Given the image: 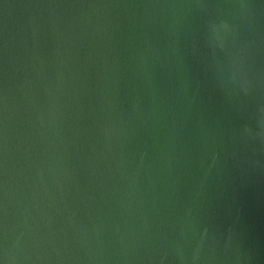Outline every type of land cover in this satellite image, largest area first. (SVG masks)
I'll list each match as a JSON object with an SVG mask.
<instances>
[{
    "label": "water",
    "instance_id": "1",
    "mask_svg": "<svg viewBox=\"0 0 264 264\" xmlns=\"http://www.w3.org/2000/svg\"><path fill=\"white\" fill-rule=\"evenodd\" d=\"M262 133L264 0H0V264H264Z\"/></svg>",
    "mask_w": 264,
    "mask_h": 264
},
{
    "label": "clouds",
    "instance_id": "2",
    "mask_svg": "<svg viewBox=\"0 0 264 264\" xmlns=\"http://www.w3.org/2000/svg\"><path fill=\"white\" fill-rule=\"evenodd\" d=\"M223 26V25H222ZM215 32V29L213 28V33ZM262 135H264V133H262Z\"/></svg>",
    "mask_w": 264,
    "mask_h": 264
}]
</instances>
